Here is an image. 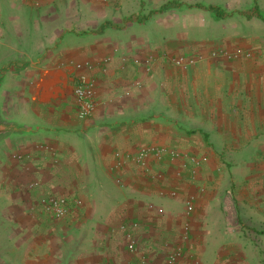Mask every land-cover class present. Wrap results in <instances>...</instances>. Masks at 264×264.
<instances>
[{
  "label": "crops",
  "instance_id": "0c3cea01",
  "mask_svg": "<svg viewBox=\"0 0 264 264\" xmlns=\"http://www.w3.org/2000/svg\"><path fill=\"white\" fill-rule=\"evenodd\" d=\"M197 24L236 35L210 47L182 34ZM259 48L264 0H0V225L16 242L4 263L167 264L182 247L176 264H264V172L252 181L258 171L219 166L229 146L264 138V57H211ZM181 56L203 60L184 71ZM71 62L95 65L89 120ZM150 146L208 162L195 178L168 159L117 167V153ZM41 196L82 205L55 221L31 212ZM131 223L135 255L121 230Z\"/></svg>",
  "mask_w": 264,
  "mask_h": 264
},
{
  "label": "built area",
  "instance_id": "2783aa9c",
  "mask_svg": "<svg viewBox=\"0 0 264 264\" xmlns=\"http://www.w3.org/2000/svg\"><path fill=\"white\" fill-rule=\"evenodd\" d=\"M253 53L250 51H246L243 49H236L234 51L229 50H218L211 54L212 58H223L228 61L239 60L240 58L251 59L253 58ZM203 60L202 57H177L172 60V63L175 67L187 71L191 68L196 67L199 62ZM126 61V59H124ZM152 58H148L145 60V65L149 66ZM111 62V58H105L102 60V64L107 66ZM136 65L141 64L139 61L135 62ZM70 65L74 68V70L78 73L76 78V86L74 88V95L76 98V102L79 108V119L82 121L89 120L95 113L97 108V82L95 78L92 76V71L95 68V65L90 62H71ZM116 157L120 161V164L117 166L118 168L123 164V162L133 161L143 168H147L148 162L150 159L158 163L164 162L168 159L170 162L182 161L186 165H190L193 167L192 176L196 177L197 170L204 166L208 162V158H199L196 156H190L187 154H183L174 150H170L164 147H144L139 150V152L134 156L127 155L122 157L120 153L116 154ZM14 159L20 163L25 162L29 159V157L16 155ZM124 159V160H123ZM154 179H161V176H155ZM117 183L121 184V180L117 179ZM31 189L39 188L40 184L37 182L32 183ZM171 197H177V192H172ZM82 203L80 201H69L65 198L55 197V196H41L39 197L33 206L31 207V212L33 214H41L46 217H49L55 221H61L66 219L70 214L79 210L81 208ZM186 214L187 216H191L195 211V198L189 197L186 201ZM150 208H154L150 205ZM139 228L137 223H131L128 225H124L121 227V230L125 234V238L127 240V249L131 255H135L137 252V242L135 239V231ZM188 230L184 236V241H188ZM182 247H178L171 251L167 264H176L177 261L182 256ZM138 264H147L146 259L140 260Z\"/></svg>",
  "mask_w": 264,
  "mask_h": 264
},
{
  "label": "rangeland",
  "instance_id": "374dc122",
  "mask_svg": "<svg viewBox=\"0 0 264 264\" xmlns=\"http://www.w3.org/2000/svg\"><path fill=\"white\" fill-rule=\"evenodd\" d=\"M185 26L188 27L189 25L185 24ZM182 34H185V36L190 37V38L195 37V39H198V38L201 40L209 39L210 41L209 43H211L209 44L210 47L221 45L225 38L226 39L229 37L232 38V37H235L236 35L234 34L233 30L228 29V28H222L219 25L200 26L198 24L193 29L187 28L186 30L182 32ZM253 55H254L253 58L254 57H264V48H261V49L259 48L258 50H254ZM262 67L264 68V65ZM261 132L264 133V129ZM225 156L226 157L224 158V160L221 159L219 161V166L221 168L241 169L243 170V172L246 173L243 179H246L247 176H249V174L251 173L250 172L251 170L258 171V173H255L257 174L255 175V177L254 176L251 177L252 181L254 180L258 181L259 179L258 175L263 174L264 172V138L258 139L256 142L252 141L249 144L229 146V150H227V153ZM3 198H4L3 195L0 193V204H2V202L3 203L6 202V200H4ZM228 228L229 226L227 227V229ZM10 229H11L10 227L0 225V253L1 251L3 252V249H5V252H8V250L12 251V246H14V243H16V242L11 241V239H8V236L10 234L9 233ZM10 232H12V229ZM233 232H234V229L230 227V230H228V234H232ZM4 235L6 238L4 237ZM3 258H6V257L0 256V264H5L4 263L5 260Z\"/></svg>",
  "mask_w": 264,
  "mask_h": 264
}]
</instances>
